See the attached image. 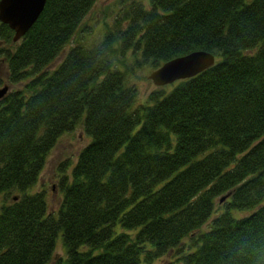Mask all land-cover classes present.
Returning a JSON list of instances; mask_svg holds the SVG:
<instances>
[{
	"label": "trees",
	"instance_id": "1",
	"mask_svg": "<svg viewBox=\"0 0 264 264\" xmlns=\"http://www.w3.org/2000/svg\"><path fill=\"white\" fill-rule=\"evenodd\" d=\"M94 2L0 21V264H264V0H121L90 41ZM196 49L214 63L141 98L138 69ZM79 121L51 207L34 187Z\"/></svg>",
	"mask_w": 264,
	"mask_h": 264
},
{
	"label": "rangeland",
	"instance_id": "2",
	"mask_svg": "<svg viewBox=\"0 0 264 264\" xmlns=\"http://www.w3.org/2000/svg\"><path fill=\"white\" fill-rule=\"evenodd\" d=\"M120 4L121 0H95L90 11L85 15V20L88 22V24L94 26L92 32L88 35L90 41H94L102 35L103 31L106 28V25L112 19L115 9L119 8ZM67 48L68 47L66 46L62 49L60 54L51 62L49 67L55 66L62 59ZM150 71L151 69H146L145 67H143L138 69L136 71V74L133 76V80L138 86L141 98L144 97L148 93V91L157 86L148 76ZM0 79V86L2 85V83H7L5 81L6 64L2 58H0ZM7 84L9 85V88L12 87L11 84ZM89 139L90 136L85 132L82 121H79L72 129L62 132L58 136L53 147L48 152L44 166L39 174L34 188L43 187L46 189L47 197L49 199V204L51 207L56 205L57 199L59 198V192L57 191L56 187L59 163L65 159H68L71 162H75L80 149L89 141ZM68 169L70 168L68 167ZM13 194L14 193H12V195ZM217 198L216 204L221 203V201H217ZM1 201L2 196H0V203ZM245 212L246 210L240 211V213ZM206 226V224L203 225V228H206ZM185 239L188 241L189 237H186ZM61 243V235H59L55 248L57 256L64 255V250ZM175 258H173L170 254H164L154 259L150 264H182V262H180L178 258Z\"/></svg>",
	"mask_w": 264,
	"mask_h": 264
},
{
	"label": "water",
	"instance_id": "3",
	"mask_svg": "<svg viewBox=\"0 0 264 264\" xmlns=\"http://www.w3.org/2000/svg\"><path fill=\"white\" fill-rule=\"evenodd\" d=\"M46 0H0V21L14 30L13 40H17L35 22ZM215 61L213 53L196 49L172 57L152 69L148 76L156 85H164L194 75ZM7 85L0 87V96ZM15 198V196H14Z\"/></svg>",
	"mask_w": 264,
	"mask_h": 264
}]
</instances>
